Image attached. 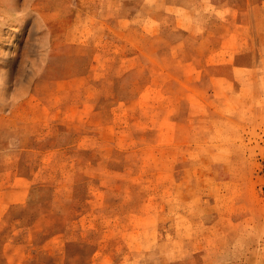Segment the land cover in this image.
I'll use <instances>...</instances> for the list:
<instances>
[{"label": "rangeland", "instance_id": "rangeland-1", "mask_svg": "<svg viewBox=\"0 0 264 264\" xmlns=\"http://www.w3.org/2000/svg\"><path fill=\"white\" fill-rule=\"evenodd\" d=\"M227 1L0 0V264H264V16Z\"/></svg>", "mask_w": 264, "mask_h": 264}, {"label": "crops", "instance_id": "crops-1", "mask_svg": "<svg viewBox=\"0 0 264 264\" xmlns=\"http://www.w3.org/2000/svg\"><path fill=\"white\" fill-rule=\"evenodd\" d=\"M213 5L215 6V8L226 7L230 9L231 11L234 10L236 12H240L241 18L239 20V24L242 29V33H241L242 35L240 38L241 43H243L244 40H246L244 42H247L248 40L251 41V39H248V36H247V39L246 37L243 36V35H247V34H243V32L248 33V35L250 34V36H253V35L258 36L257 29L260 26L261 16L262 17L264 16V1L263 0H240L236 2L227 1L224 4L215 3ZM201 23L202 24H199V25H204L203 21ZM246 28H251V30L247 31Z\"/></svg>", "mask_w": 264, "mask_h": 264}]
</instances>
